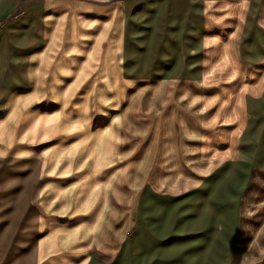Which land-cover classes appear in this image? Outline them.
Returning a JSON list of instances; mask_svg holds the SVG:
<instances>
[{
  "label": "rangeland",
  "instance_id": "obj_1",
  "mask_svg": "<svg viewBox=\"0 0 264 264\" xmlns=\"http://www.w3.org/2000/svg\"><path fill=\"white\" fill-rule=\"evenodd\" d=\"M13 1L0 0V12ZM236 1L215 0L212 21L221 26L212 32L225 36L234 31ZM247 1L264 26V0ZM46 3L48 37L58 29L63 38L72 33L83 47L72 42L70 55L83 50L84 57H30L28 66L27 57L0 58L2 191L14 182L16 164L28 157L42 159L32 198L47 230H77L83 241L89 240L91 252L107 263L136 231L133 245L139 232L142 240L151 233L156 238L173 234L166 242L179 240L160 244L161 264H264V166L258 162L247 169L233 201L236 217L228 241L213 232L215 227L220 231L219 223L209 230L202 218L222 212L221 197L231 193L232 175L227 188L222 184L215 189L221 181L216 177L210 204L208 190L202 189L187 201H158L139 209L146 189L177 198L227 162L245 161L251 143L245 132L258 128L264 135V112L254 118L250 110V97L264 92V57H241L238 40L239 57H212L208 81L126 80L119 72L123 0ZM27 5V0H16L1 16V39L11 19L26 22L27 15L18 16ZM91 38L92 53L87 45ZM9 39L23 38L16 32ZM27 67L31 81L36 77L33 83L25 81ZM11 82L21 84L10 88ZM9 195L0 198L9 201ZM147 198L149 202L154 196ZM230 210L229 217L234 214ZM139 213L145 214L141 221ZM51 253L56 259L57 252Z\"/></svg>",
  "mask_w": 264,
  "mask_h": 264
},
{
  "label": "crops",
  "instance_id": "obj_2",
  "mask_svg": "<svg viewBox=\"0 0 264 264\" xmlns=\"http://www.w3.org/2000/svg\"><path fill=\"white\" fill-rule=\"evenodd\" d=\"M27 1L25 13L18 16L24 18L27 15L26 22L17 23L15 18L11 19L3 38H0V58L27 57L28 66L30 57H84L81 49L77 51L81 50L82 54L70 55L71 46H74L72 42L77 41L75 45L83 47L81 44L83 41L78 38L72 39V33L66 34L63 38L61 36L63 33L58 29V32L50 33L51 38L48 37L50 29L46 21L48 12L46 0ZM15 2L16 0L8 10L0 12V18L7 15ZM236 2L239 6L236 12L238 24L234 31L223 36L216 31L212 32V29L218 30L221 26L219 21H212V15L217 13L215 9L218 8L215 0H123V21L119 38L121 77L126 80L137 78L208 81L211 77L212 57H224L225 60L226 57H239L236 48L238 40L241 57L248 59L264 57V26L259 24L252 2L246 0ZM219 13L221 14V11ZM16 32L22 34L23 39L10 40L9 35ZM5 35L8 37L4 38ZM97 35L95 34V37H98ZM92 40V38L87 40V45L91 47L87 46V50L90 48L91 53ZM73 51L76 50L73 48ZM36 69L40 72V67ZM34 74L36 71L33 68ZM31 78L32 71L29 72L27 67L25 81L35 82L36 77H33L32 81ZM19 84L21 83L11 82L10 88L20 86ZM250 110L254 118L261 116L264 112V92L257 97H250ZM260 126L261 123L258 127ZM245 135L251 143L246 148L244 162H227L198 188L177 198L167 195L160 197L152 193L153 190L146 189L139 209L147 207L148 203L152 207L158 201L177 202L185 199L187 201L188 197L202 189L208 190L206 199H210L207 200L210 204L209 194L216 177L221 181L216 183L218 187L216 184L214 187L219 189L222 184L227 188V176L232 175L234 184L230 188L231 193L221 197L224 200V209L220 210L222 212L211 218H202V223H206L209 230L219 223L222 228L219 231L215 227L216 230L213 232L220 233V236L222 234L221 239L224 241L231 239L236 217L233 201L238 197L244 184L247 169L254 161L264 166V135L260 134L258 128L247 130ZM42 166V159L40 161L28 157L11 170V179L14 182L11 181L5 191H2L0 184V196L10 192L9 201L0 198V264H110L91 252L87 246L89 240L83 241L77 230L69 232L52 231L50 228L47 230L45 216L38 212L32 198L34 186L41 176ZM148 196L154 198H149L148 202ZM230 209L234 214L229 217L226 213L228 210L231 211ZM144 216L145 214L139 213V221L143 220ZM204 232L206 231L204 230L203 234ZM135 233L123 242L119 254L114 257L111 264H161L164 259L158 260L160 244L167 246L179 241L166 242V238L173 234L165 238H156L152 233L150 236L145 234L142 240V234L139 232L136 250V243L133 245ZM52 249L53 253L57 252L56 259H51ZM20 250L24 252L20 253L18 260ZM162 253L164 256V250ZM66 254L70 257H66Z\"/></svg>",
  "mask_w": 264,
  "mask_h": 264
}]
</instances>
